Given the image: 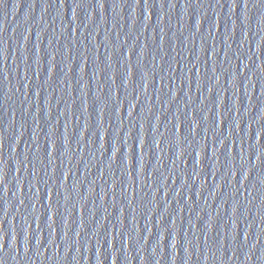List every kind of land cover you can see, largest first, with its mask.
Instances as JSON below:
<instances>
[{
	"label": "water",
	"instance_id": "water-1",
	"mask_svg": "<svg viewBox=\"0 0 264 264\" xmlns=\"http://www.w3.org/2000/svg\"><path fill=\"white\" fill-rule=\"evenodd\" d=\"M0 264H264V0H0Z\"/></svg>",
	"mask_w": 264,
	"mask_h": 264
}]
</instances>
